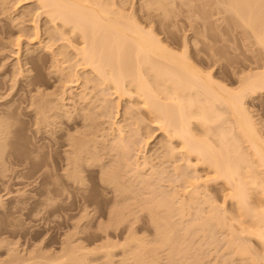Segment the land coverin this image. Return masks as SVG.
Wrapping results in <instances>:
<instances>
[{
    "label": "bare ground",
    "instance_id": "6f19581e",
    "mask_svg": "<svg viewBox=\"0 0 264 264\" xmlns=\"http://www.w3.org/2000/svg\"><path fill=\"white\" fill-rule=\"evenodd\" d=\"M2 1L0 0V6L8 3L5 0L4 3ZM34 1H37L39 11L37 10L35 15V12L32 14L31 11L27 10L30 14L26 15L27 17L28 15H35L32 18L29 16V19L33 26V29L32 26L30 29L34 31L32 35L36 39L34 44L37 45H30L29 49L23 50L24 54L17 57L15 64H11V80H9L13 83L8 86L11 91L15 90L13 95L18 94L21 89L26 98L23 97L25 96L23 94L20 98L17 97L18 100H13L12 103L9 102L11 104L8 103L7 106L0 108V163L2 166H5L6 163L4 150L9 144L10 134L13 133V121L15 118L17 119L15 113L23 108H20L23 102L29 103V109L34 116L33 125L39 132L41 129L46 131V128L51 127H48L51 122L50 119L52 121L55 119L59 127L60 124L64 123L60 117L67 116L73 122V127L78 126L83 120L84 123L81 124L83 130L76 127L77 129L74 130L77 131L76 134L69 132L68 136L66 135L65 148H67L63 151L64 157H61L63 164H61L62 161L58 164L60 168L63 166L65 176L73 184L82 186L87 182L85 171L98 172L100 180L113 193V206L109 209L111 216L109 218L111 219L108 220L110 223L112 222V225L123 224L124 221L130 220V216H134L133 214L137 211L145 210L150 213L152 223L157 230L153 243L151 242L152 239L146 242L134 234L128 236L122 245L123 247L128 246L124 250L126 251L125 254L131 255V260L126 256V258L128 257L127 260L123 257V259L116 261L112 258L113 244L100 245L101 247L96 248L97 250L106 249L104 255L106 259L101 264H125V260L132 261V264H154L157 260L163 259V257H159L161 253L158 254L161 251H158L160 247H167L166 260L160 264H183L184 261L186 264H206L208 252L203 250V244L209 243V240L211 243H218L220 239L217 238L219 237L218 231H222V235L223 232L226 234L223 235L225 237L222 236L224 241L222 238L223 243L220 245L224 244L222 246L227 252H225L226 257L222 258L225 255L224 251L221 250L224 256H216L218 258L215 257V260L222 258L223 260L219 261L221 264H234L238 259H246L247 264H264V137L260 134L261 131L258 130L259 127H257L255 118L246 104L248 96L254 93L256 95L257 92H264V68L254 71L255 68L252 67L251 72L242 74L241 71L244 69L233 67L232 74L237 75L241 70L238 74L241 76H239L237 87L229 86L230 84L228 85L216 76L218 68L223 65L220 64L219 60L221 59L215 57L216 51L210 52L212 47H209L210 53L207 52V57L202 54L201 57H197L189 49L187 40L183 42V48L179 49L180 44L174 40L175 38L168 39L165 37L163 39L159 37L153 28L154 24L147 27L148 25L146 24V26L143 22H148L149 19L154 20L155 17L152 19L153 16L148 11L152 5L160 3L158 6L162 5L167 9L165 6L171 4L173 0H146L148 2L143 4L146 7H143L146 9L145 18L138 16L137 18L132 13L125 14L124 4L115 3L116 1L113 0ZM221 3L223 6L226 5L225 10L229 9V12L231 10V14L233 15L234 12L235 15L233 16L241 20H237V22L243 23L246 28L248 26V30L251 29L253 34L250 33L260 46L262 45L263 50L264 0H223ZM116 4L123 5V7ZM14 5L16 8L15 3ZM3 7L0 9L3 15L12 9L10 6L9 9L7 6ZM155 7L157 9V5ZM13 11L12 13H14ZM21 11L14 15H11V12L6 14V19L10 20L11 25L16 28L17 36L15 39L13 38L14 42L12 41V43L18 46L17 53L21 50L22 37H28L29 31L32 32L25 27L24 21L26 20L24 19L26 18L23 19V16L26 15H24L23 10ZM42 15H45L49 20L47 23L45 21V26L46 24L50 26L48 23H51L52 30H48L49 26H46L47 28L42 26ZM22 20L24 23L22 22L23 24L20 25ZM2 27L0 26L1 32L9 31V26L5 30ZM9 34L12 36V33ZM204 38L207 39V37ZM204 38H201L202 40L196 38L195 42L200 40L202 44H206L208 40ZM59 39H62V42L65 41L66 44H64L65 47H61L63 45L61 43L60 49L56 48L55 51L53 46L58 45ZM1 40L0 42L6 48L2 38ZM57 40L58 42H56ZM9 42H11L10 37ZM210 44L211 41L205 46ZM68 46L72 48L73 52L67 49ZM41 51L51 53L50 69L51 66L57 69L63 68L65 65L59 66V62L65 63L75 59V62L73 60L70 62L73 64L65 63L69 68L65 69L66 79L62 81L61 73L57 78L66 87L62 86L65 88L62 94L67 90V84H70L68 82L74 83L73 85H77V83L80 85L82 84V82H78L80 78L83 79V83L85 82L84 86L86 87H79L81 90L77 92L75 100L72 101L75 103H73V111L70 112L66 109L67 111L58 112L54 110V112V107L51 110L54 100L47 93L44 86V73L41 70L47 66L49 61L48 57L46 58L40 53ZM36 53L38 54L37 57H35ZM207 65L212 66L208 68ZM262 66L264 67L263 63ZM38 67L39 72L35 75L32 74V70ZM256 68L259 67L256 66ZM67 70L69 71L67 72ZM80 70H82L81 73ZM74 75L79 77L76 76L77 79L74 78L75 80H73ZM2 83H0V88L3 89L9 84H6L4 80ZM89 83H93V86L96 87L94 90L100 87L103 94L108 92L103 96L105 102L101 101L104 103L100 104L101 114L103 111L105 117L111 113L114 114L111 111V107L114 106L111 102L113 103L112 100L114 99L110 102L108 94H116L117 104L114 101V107H120L124 101L121 122L137 126L133 128V133H126L125 124H119L117 120H114L110 127L111 132H108L104 138L105 141L111 140L110 144H106V148H99L97 144L91 145V141L94 140L86 138L87 133L94 127L95 116H99L96 113L95 115L93 112L91 113V110L87 108L88 105L86 107L85 104L79 102L82 100L86 102L88 98L86 89ZM73 85L70 84L69 86ZM26 93L31 94L27 95ZM106 94L108 96H105ZM3 95H0L2 99L5 97ZM49 96L53 100L52 102L49 101ZM73 97H71L72 100ZM62 99L60 101H63ZM60 103L59 107L66 104L65 102ZM79 103L81 107L75 106ZM62 106L59 108L56 104L55 107H58L56 108L58 110L63 109ZM90 108L92 107L90 106ZM107 112L111 113L105 115ZM77 117L82 120L80 121ZM59 118L60 120H57ZM147 120H151L149 124ZM150 122H152V126L159 127L166 135V141L160 139L157 141L159 145L156 144L155 146V151H157L156 154L154 153L155 156L146 155L144 152L141 155L143 151L140 149L141 143L143 140L148 142L145 141V138H142V141L136 139L137 142L134 140L136 133L143 135L146 129L142 130L143 133L140 130L149 128ZM62 128L59 129L62 130ZM82 128L80 127V129ZM148 130H146L148 135L145 134L150 137L153 132L151 133V129ZM51 132L54 134L53 130ZM66 137L64 135V138ZM139 142L140 146L138 145ZM243 142L247 143L244 147L241 144ZM180 160L184 162L178 163ZM146 169L148 170L145 171ZM201 170H205V173L202 174ZM169 172L174 175L171 173L170 175ZM164 178H166V182L169 178L170 183L174 179H178L182 185H176L178 180L177 183L174 180L175 183L173 182L171 186L176 185L177 187H171L167 190L157 183H164ZM172 178L174 179L172 180ZM180 180L182 181L180 182ZM169 181L165 185H168ZM210 182H222L229 187L226 197L228 196L234 202V213L231 214L224 207V204H217L213 197L211 199L206 196L208 195L206 186ZM140 184L146 187L144 190L147 189L146 194L142 192L143 188L141 192L144 195H149V197L139 195L141 188L135 189V187H141L137 186ZM62 185L61 189L63 187V190L68 188L66 184L62 183ZM181 190L184 191V194L180 192ZM58 191L60 189L50 188L48 192L60 194L62 190ZM203 204H206V208ZM87 207L84 208L87 214H90ZM130 228L133 229V226ZM195 236L200 238L197 243L192 242ZM252 239H256L261 244L262 251H258L262 253L251 247ZM64 245L66 246L62 248L60 255L50 256V258L37 256L34 249L28 250L26 248V252H22L24 248L12 244L15 247L9 248L8 262L10 261V264L11 262L12 264H36L40 261L38 258H42L41 264H56L55 261H58V264H88V261L90 262L88 257L93 250L86 249L83 244L74 243L72 239H67ZM216 246L218 245L216 244ZM96 249L94 251H97ZM178 253L180 256L182 253L181 259H184L183 261L179 258ZM214 262L217 261L207 264H215ZM219 262L217 264H220Z\"/></svg>",
    "mask_w": 264,
    "mask_h": 264
},
{
    "label": "rangeland",
    "instance_id": "374dc122",
    "mask_svg": "<svg viewBox=\"0 0 264 264\" xmlns=\"http://www.w3.org/2000/svg\"><path fill=\"white\" fill-rule=\"evenodd\" d=\"M5 1L8 3L5 4L4 3ZM5 1L4 0L2 1L4 5L0 6V9H2L3 6L4 7L7 6L9 9V6L11 7L12 5L15 8L14 3L16 4L15 10L13 6L11 7L14 11L12 9L11 11H8L11 13L12 11L14 12L12 14L10 13L11 15L17 14V12L19 11L22 12L21 10L24 11V15L28 13L30 14L29 11H31L32 14H34L35 12V15H36V13L39 11L37 8L38 3L37 1H34V0L32 1L31 0H9V1L5 0ZM113 1L114 2L116 1L115 3L124 4L123 10L126 13L124 11L123 12L125 14L132 13L134 14L135 17L137 16L142 17V18L146 17V14H145L146 9L143 8L145 7L143 4H145L146 0H113ZM221 1L223 0H173L171 4L169 3V5L165 6L167 7V9H165L164 6L162 5H161L162 7L158 6L160 5V3L159 4L155 3L154 6L152 5L150 10L148 11L153 16L152 19L154 17L156 19L154 18V20L152 21L151 19H149L148 22L146 21L143 23L145 25L147 24L148 25V26L146 25L147 27H149L150 24H154L153 28H155L154 30L156 34H158V36L162 37L163 39H165V37L168 39L175 38L174 40L180 44L179 49L183 48V42L187 40L189 49L192 50V53L194 54V56L197 55V57L198 56L201 57L200 55L202 54L204 57L205 56L207 57L208 56L207 52L210 53L215 50L216 51V53L214 52L216 54L215 57L221 59L219 61H220V64L223 65L217 70L218 71L216 73L217 78L219 77L221 81L226 82L228 85L230 84L229 86L237 87L236 85H238L239 83V76H241L238 74L240 73L241 70L244 69L245 70V71L243 70L244 73L243 71L241 72L242 74H246V72L248 71L251 72L252 67L255 68L254 71H256L257 69L260 70L264 68L262 66V63L264 65V59H263L264 58V55H263L264 48L262 50V45L260 46V44L255 40V37H253L252 35L253 33L251 29L249 28L250 30H248L247 29L248 26L246 28V26L242 22H241L242 24L237 22V20H240V19L239 18L236 19V16H233L235 15V13L233 12V15H232L231 10L229 12L228 8H226L228 10H225L226 5L224 4L223 6ZM119 4H116V5L118 6ZM141 5L143 6L141 7ZM156 5H157V9L155 7ZM119 6L123 7V5H119ZM26 11L27 13H25ZM8 12H6V14H8ZM6 14L4 15L1 14V10H0V26H3L2 27L3 30H5L6 28L8 29L10 27L9 31L2 30L5 33L0 31V41H2L1 40L2 38L4 41L3 43H5V45L7 46L5 48L2 45V42H0V83L3 84L2 82L4 80L6 84L9 83L8 85H6L8 87V86H11L13 83L12 81H10L11 80L10 70L12 69L11 64H15L17 62V57L20 54H24V51L29 49V47L37 45V44L36 43L34 44L36 39L32 35L34 31L30 29L32 26V21L29 19L30 17L31 18L33 16L35 17V15H28V17L27 15L23 16V19L26 18L24 20L27 21V22L24 21L25 27L31 30L32 32L29 31V34L27 35L28 37H22L23 43H21L20 45L22 52L20 50V52L17 53L18 46L12 43L13 38L15 39L16 38L15 36H17L16 28L13 27V25H11L12 23L10 20L6 19L7 17ZM41 20H42L41 21L42 26H45V21L46 23L47 21L49 22L48 18H46L45 15L41 16ZM22 22L23 20L21 21L20 25L24 23ZM7 23H9V25H7ZM48 24H50V26L46 24V26L50 27V29L48 27V30H52L51 23H48ZM11 28L13 29V32ZM32 29H33V26H32ZM9 33H12V36H10L11 34ZM29 36H31V39L33 37L34 41L33 39L31 41V39H29L30 38ZM9 37H10L11 42H9ZM204 37H207V39ZM25 38H28V39H25ZM196 38H200V39L204 38L208 40V42L211 41V44L209 46H205L206 44L208 45V42L206 44L204 43L202 44L200 40L198 42L197 41L195 42ZM62 41H63L62 39H59V43H57L58 45L53 46L55 48V51H56V48L60 49L59 46L61 43H63L61 47H63L64 44H66L65 41L64 42ZM56 42H58V40ZM69 47L70 46H68L67 49H70L71 52H73L72 48L71 47L69 48ZM209 47L210 48L212 47L211 48L212 50ZM209 49H210V52H209ZM40 53L46 56V58L48 57V61H49L47 66H44V68L41 69L44 73L43 74L44 80H45L44 86L47 89V93H49V95L52 97V99L54 100V102L57 104L58 107H59V102H61L60 104H63L64 102L66 103L64 104L66 106L63 105L65 108L61 105L63 109L57 110L56 108L58 107H55L56 104L54 102L52 104L53 105L52 108L50 107L51 105L49 107L51 108V110L54 107L53 111L56 110L58 112H61V110H66V109L68 111L70 110V112L71 110L73 111L72 108H74V105H73L74 102L72 101L75 100L77 96L76 94H78L77 92L81 90L80 88L82 86L84 88L86 87L84 86L85 82L83 83L82 81L83 79L81 78L78 80V82H82V84L79 85V83H77V85L79 86L73 85L74 83L68 82L73 86H69L70 84H67L68 88L62 94L63 90L66 87L63 85L62 82H60L59 79L57 80V78L62 74L61 75L62 81L66 79L65 75L67 73L65 72L66 71L65 69L66 68L69 69V68L67 64L65 63L68 62V65H69V63L72 60L74 61L75 59L66 61L65 63L59 62L60 63L58 64L59 66L61 64L65 65V66L61 65L63 66L64 70L61 67L60 69L58 68L59 71L56 72L58 70L57 68L55 67L53 68V66H51V69L49 68L50 67L49 65L51 62V57H50L51 53L50 54L49 52L43 53V51H41ZM36 55L38 54L36 53L35 57H37ZM70 64H73V63H70ZM210 66L212 65H207L208 68ZM256 66H258L259 68H256ZM233 67H238L239 69L241 68V70H239V73L237 75L232 74ZM55 69L57 70L55 71ZM39 70H40L39 67L33 69L32 74L34 75L37 74ZM68 71L69 70H67V72ZM81 72L82 70H80V73ZM74 76L75 77L73 78L71 76L73 80L79 77L78 75H74ZM22 82H24V80H22ZM88 85L90 86V88L88 89L89 87L88 86L86 89L87 91L85 90L86 96L88 97L86 102H84L85 100H82L79 102L83 105L85 104L84 106L88 105L89 107L87 106L86 107L91 110V113L93 112L94 115L96 113V115L100 116L101 114L100 104L105 102L104 101L105 99L103 98V96L105 93H108V92L104 91L105 93L103 94L102 93L103 91L100 89L99 86H98L99 87L98 89L94 90V88L96 87L93 86V83H89ZM6 86H5V89L0 88L1 90L0 95L4 94L3 96H5L3 97V99L0 96L1 98L0 108L7 106L9 102L12 103L13 100H18L17 97L20 98L24 94L23 91L20 89L18 94L13 95L15 94V90H12L13 91L12 92L11 88L9 87L7 88ZM62 86H64L65 88L64 87L62 88ZM72 91L75 93L73 94ZM94 91H95V94L93 95ZM11 92L12 94L8 96V94ZM88 92L90 93L87 94ZM28 94L30 95L31 93H28ZM254 94L246 98V104L250 108L252 112L251 114L255 118L257 127H259L258 130L259 132L261 131L260 134H262V136L264 137V92H257L256 95ZM73 95L75 96L73 97ZM108 95L106 94L105 96H108L110 99H108L107 97L106 98L109 101L114 99L112 100L113 103L111 101L110 102L111 104L115 106V104H117L116 94H112V95L108 94ZM12 96L14 97L12 98ZM50 96H49V101L52 102L53 100L50 99L51 98ZM60 96L61 98H59ZM23 97L26 98V95ZM71 97H73L74 99L72 100ZM60 99H62L63 101L65 100V101L64 102L60 101ZM93 99L94 101H92ZM57 101L59 102L57 103ZM101 101H104V102H101ZM114 101H116V103ZM51 102L49 103L51 104ZM122 102L123 103L120 104V107L117 106L118 108L112 105L113 107H111V111L114 112L113 115L111 112H110L111 114L107 112L105 113V115L106 114L107 115L110 114V115L105 117L103 114L104 112L103 111L100 117L95 116L96 121H94L95 122L94 127H92L90 132H88L86 135L87 139L90 138L94 140V141H91L90 143L91 145L97 144L99 148H106L105 147L106 144L111 143V140L105 141L104 138L108 132H111L110 127L112 126L114 120H117L119 124L124 123V122H121L122 121L121 113L123 112L122 106L124 105V101ZM80 103L76 104L75 106L79 105V107H81ZM28 105H29L28 102H25V103L23 102L20 106V108L21 107L23 108L19 109L15 113L17 119L15 118L13 121L14 122L13 133L10 134L8 138L9 144L4 150V154H5L4 158L6 159V160L4 159L6 162L5 166H2V164L0 163V264H8L10 262V261L8 262L9 248L15 247V246H12V244H16L17 247L19 246V248H22V249L24 248V251L22 249H19V250H22V252H26L25 251L26 248L28 250L34 249L36 250L37 256H40V257H45V256L52 257L53 256L54 257V255L55 256H57L58 254L60 255V252H62V248L66 246L64 245L66 240L72 239L74 243L83 244L86 247V249L93 250V252L89 253L88 258H90V262L88 261V264L89 263L101 264L106 259V256H104L106 249L105 250L104 249L97 250V249H99V247H101L100 245L102 244H113L112 245V250H113L112 258H114L117 261V260L123 259V257L126 260L129 257V260H131L130 259L131 255H127L128 253L125 254L126 251L124 250V249H127L128 246H124L125 247L124 248L122 245V243H125L128 236H131V234L132 236L134 234L139 239L141 238L144 239V241L146 242H149L152 239L151 242L153 243V241L155 240V233L157 235V232L155 231L157 230L154 224L152 223L151 215L148 211L139 210L135 214H133L134 216L131 215L130 220L128 221L126 220L127 222L124 221L123 224L120 223V224L112 225L111 224L112 222L110 223V221L108 220L111 219L109 218L111 217L109 215V209L111 206H113V200H112L113 193L110 190V188L100 180L99 173L98 172L92 173L89 171H85L87 182L85 185L78 186L76 184H73L72 181L68 180L67 176H65L66 174H64L65 171L62 169L63 166L61 168L59 167L60 165L58 164L61 161H62L61 164H63V160H62L63 158L61 157L62 156L64 157L65 153L63 151L64 149L67 148V147L65 148L66 143H67L66 135L69 134V132H72V133L77 132L74 130H76L78 127H79V130H83L81 126V124L83 125L84 123L82 122L83 120L81 119L82 120L81 121L80 117H77L82 123L80 122L78 126L73 127L72 126L73 122L69 120L67 116L60 117L62 118L61 120L64 123L60 124V127H59V125L55 122V119L53 120L54 122L52 121V119H50L51 122L48 127L50 126L51 127L49 129L46 128L47 129L46 131L44 129H41L40 131L41 133H40L39 131L36 130L35 125H33L34 121L32 119H34V116H33L32 111L29 109ZM90 106L92 108H90ZM117 110L118 112H116ZM97 111L99 112L97 113ZM144 111L146 110L144 109ZM144 111L142 110V112ZM60 118L57 120H60ZM149 121L151 120H147L148 124H149ZM124 124H125L126 133H133V128L137 127L136 125H132L131 123H128V124L124 123ZM151 124L152 122H150L149 128L151 129V133L153 132L152 136L147 137L148 133H146V130L149 129L148 127H147L148 129L143 128L140 130L143 133L142 130L146 129L143 135H141V133H138V134L136 133L134 135L135 137L134 140L137 139L139 141H142V138H145V141H148V142H144L143 140V142L141 143L142 147L140 149L143 150V151L141 150L142 151L141 155H143V152H144L146 155L155 156L156 154L155 152H157L155 151L156 150L155 146L156 144H158L157 141L159 139L166 141L165 133L163 134L162 130L159 129V127L152 126ZM80 127L82 129H80ZM59 128H62V130ZM51 129L54 131V134H52L53 132H51L52 131ZM54 129L58 131V132L56 131V134H55ZM48 130H51V131L48 132ZM64 135L66 138H64ZM141 144L139 142L138 145L140 146ZM241 144L243 145V147L244 145L245 146L247 145L246 142L245 143L243 142ZM155 159H154V162L156 161L159 162L158 159L156 161ZM179 162H184V161L180 160L178 161V163ZM147 170L148 169H146L145 171ZM169 170L171 171L172 169L169 168ZM204 171L201 170V173L204 174L205 173ZM171 172H169V174ZM169 177H172V176H169ZM165 179L166 178H164V180ZM173 179L174 178H172V180ZM167 180L169 181V178H167ZM174 180L177 183L178 179H174ZM181 181L182 180H180V182ZM161 182H164V181L161 180ZM167 182L165 180L164 183H160V182H157V183L162 185V186L159 185L160 187H163V188L165 187L167 190L171 189V187L176 188L177 187L176 185L181 184L179 183V180L176 185L174 184L175 186H171L173 184L172 181H171L172 183H170L169 181L170 186H169V183L168 185H165L167 184ZM62 183L66 184V186L68 187V188L66 187L67 188L66 190L69 192V195L66 190H63L65 185H62ZM61 185L64 186L63 189H61L62 188ZM137 186H141L139 188L135 187V189L141 188L139 191V195L143 196L145 191L147 192V189L144 190L146 187H144L142 184L137 185ZM207 186H206L207 188L206 191H208V195L206 196H208V198L213 197L214 201H216L217 204L219 205L224 204V207L227 208L231 214L234 213L235 211L234 202L230 198H228V196L226 197L227 195L226 193L229 191L228 190L229 187L223 184L222 182H210ZM50 188H55L56 190L60 189V191L62 190L61 192L63 191H66V192L61 193L60 191H58L60 192V194L53 193V192L49 193L48 191L50 190ZM142 188H143L142 192L144 193L141 192ZM158 189H161V188H158ZM180 192L183 193L184 191L181 190ZM54 196L55 198H53ZM144 196L149 197V195H144ZM204 206L206 208V204ZM84 207H87V209L89 208V211H90V214L88 213L89 216H87L88 214ZM130 225L133 226V229L130 228L131 227ZM105 227L107 228V230ZM218 232L217 234L219 237L217 238H220L219 242L218 243L216 242L218 246H216L215 242L211 243L210 240H209V243L208 242L204 243L207 245L203 244V250L208 252L207 253L208 259L206 257V264L209 262L213 263V261H217V262H214L215 264H217L219 261L221 262V260H223L222 258L226 257L225 252L227 251L226 249L224 251V247L222 246L224 244L220 245V243H223L221 239L225 237L223 236L225 233L223 232V235H222L221 233L222 231L221 232L218 231ZM198 238L199 237L195 236L192 242L193 243L199 242L198 240H200V238L199 239ZM223 241H224V238H223ZM213 244L215 245L214 247H213ZM210 245L212 248L210 247ZM250 245H252L251 247L254 250L262 251L261 250L262 247L260 246L261 244H259V242L256 239H252ZM205 246H208L209 248ZM94 249H96L97 251H94ZM42 250L45 252H43ZM101 250H104V251H101ZM166 250H167V247L158 248V251H159L158 254L161 253L159 257L160 258L163 257V259L165 257V259L164 260L162 259L161 261L159 259V261L157 260V262H155L154 264H157V263L160 264V263L165 262L166 255H167ZM221 250L222 252L224 251L223 253L225 256L223 255ZM126 256L128 257L126 258ZM181 256H182V253H181ZM181 256L179 257L180 259L182 258ZM216 256H220V257L224 256V257H222L221 259L215 260ZM38 260L42 261V258H38ZM126 260H125V264H132V261L128 262ZM245 260L246 259H240V260L238 259L237 261L234 262V264H247L246 263L247 261ZM40 261H38V263L36 264H41ZM55 263L58 264V261H55ZM184 263L186 264L185 261Z\"/></svg>",
    "mask_w": 264,
    "mask_h": 264
}]
</instances>
